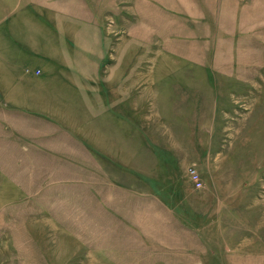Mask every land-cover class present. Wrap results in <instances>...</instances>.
Instances as JSON below:
<instances>
[{"label":"rangeland","instance_id":"374dc122","mask_svg":"<svg viewBox=\"0 0 264 264\" xmlns=\"http://www.w3.org/2000/svg\"><path fill=\"white\" fill-rule=\"evenodd\" d=\"M9 2L0 264H264V0ZM55 21L63 107L50 59L18 49Z\"/></svg>","mask_w":264,"mask_h":264},{"label":"crops","instance_id":"0c3cea01","mask_svg":"<svg viewBox=\"0 0 264 264\" xmlns=\"http://www.w3.org/2000/svg\"><path fill=\"white\" fill-rule=\"evenodd\" d=\"M9 4V5H8ZM6 4L8 5L7 7H5V12H6V17L9 18H13L15 15V18H19V14L21 12L20 10V6H21V0H10V2ZM62 17V13H60V16ZM63 28V22H50L47 24V28L44 30V32L40 31V32H34V36L30 39L29 42H24L22 44L21 48H18L19 50H34V51H39V52H43L45 57H48L51 61V66H53L55 69L53 71V74L50 78V81H52V83L55 85V87L57 88L56 91H54L53 93L49 94V92H44V96H46L47 99H53L55 100V103L60 106L63 107V97H62V92H63V83H65V81L63 80V74L61 73L63 70V45L60 42L63 33L61 32V29ZM46 32V33H45ZM12 34L10 33V36L8 34L4 35L3 38V45L2 47H0V49L4 50V51H9L12 50L11 47H9L7 44H9V41L11 40ZM27 43V44H26ZM14 50L16 51V57L19 58L20 54L19 51L17 49L14 48ZM8 67H11V64H8ZM2 72V71H1ZM37 72V71H35ZM33 70L32 73H30V75L32 77H38V75H34ZM7 78L5 79V82H13L14 79H11V77H9L10 73L7 71ZM12 75V74H11ZM92 81L94 82L95 80V76H92ZM25 80H23L21 83V88L20 89V96H19V101L22 102L23 106H28V102H26V100L30 99V96L32 95L31 92H29L28 90L31 88V79L29 77L24 76ZM94 79V80H93ZM107 84L108 81L106 80ZM115 85L114 86H110L108 84V91L104 94L105 99L108 98L109 95H113L114 98H117L116 102H113L112 105L116 104V103H120L123 100V105L125 106V101L126 98L129 102L130 98H131V94H126L125 91L122 90H116L115 89ZM115 95V96H114ZM119 109V108H118ZM121 110V106L120 109ZM108 112V116H111L113 113V109L112 108H108L107 110ZM93 115H96V108L95 110H93ZM119 115H120V111H119ZM95 119V118H94ZM119 118H115V121H117ZM109 123L105 125L106 130L108 131V133L106 132V135L104 136L106 139V142L108 145L111 144L110 140L113 138L112 134H113V124L110 120V118H108ZM115 128L116 130H120L122 131L124 129V126L121 127L119 122H115ZM119 131V132H120Z\"/></svg>","mask_w":264,"mask_h":264},{"label":"built area","instance_id":"2783aa9c","mask_svg":"<svg viewBox=\"0 0 264 264\" xmlns=\"http://www.w3.org/2000/svg\"><path fill=\"white\" fill-rule=\"evenodd\" d=\"M37 74V72H35ZM189 178L192 181L193 184H195V188L198 189L200 187V183L198 182L196 175L193 173V171L189 172Z\"/></svg>","mask_w":264,"mask_h":264}]
</instances>
